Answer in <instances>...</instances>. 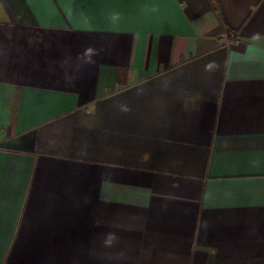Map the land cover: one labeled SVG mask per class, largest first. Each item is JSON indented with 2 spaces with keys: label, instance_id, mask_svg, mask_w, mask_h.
I'll return each mask as SVG.
<instances>
[{
  "label": "crops",
  "instance_id": "crops-1",
  "mask_svg": "<svg viewBox=\"0 0 264 264\" xmlns=\"http://www.w3.org/2000/svg\"><path fill=\"white\" fill-rule=\"evenodd\" d=\"M0 264H264V0H0Z\"/></svg>",
  "mask_w": 264,
  "mask_h": 264
},
{
  "label": "clouds",
  "instance_id": "clouds-1",
  "mask_svg": "<svg viewBox=\"0 0 264 264\" xmlns=\"http://www.w3.org/2000/svg\"><path fill=\"white\" fill-rule=\"evenodd\" d=\"M117 17H113V19H116Z\"/></svg>",
  "mask_w": 264,
  "mask_h": 264
}]
</instances>
